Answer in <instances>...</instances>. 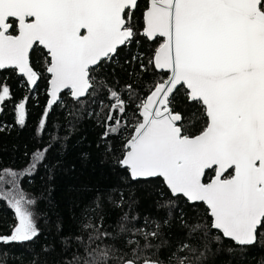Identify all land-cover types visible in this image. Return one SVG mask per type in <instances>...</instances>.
Returning a JSON list of instances; mask_svg holds the SVG:
<instances>
[{"label":"snow or ice","instance_id":"6c2138e0","mask_svg":"<svg viewBox=\"0 0 264 264\" xmlns=\"http://www.w3.org/2000/svg\"><path fill=\"white\" fill-rule=\"evenodd\" d=\"M128 52L124 64L139 72L121 84L115 69ZM7 72L30 94L47 82L37 136L70 97L76 107L67 115L95 117L105 155L126 173L121 179L148 186L162 213L141 216L138 201L119 188L98 193L81 234L61 237L64 251L77 245L64 264H207L225 241L229 253L264 246V0H0V73ZM12 99L0 76V113ZM28 101L13 105L20 127ZM110 138L120 142L118 154ZM51 146L21 171L0 169V184L11 186L0 200L15 216L0 245L40 237L37 200L19 180L43 165ZM105 201L127 207L115 226L104 223ZM176 225L184 235L173 247Z\"/></svg>","mask_w":264,"mask_h":264},{"label":"trees","instance_id":"16d2710c","mask_svg":"<svg viewBox=\"0 0 264 264\" xmlns=\"http://www.w3.org/2000/svg\"><path fill=\"white\" fill-rule=\"evenodd\" d=\"M157 46L155 43L148 44L150 49ZM131 55V52L121 53L120 63L123 67L115 69L121 84L133 83L135 76L129 77L128 73L139 72V65L133 68L124 64V60L131 59ZM107 71L110 74L111 67ZM0 76L7 80L13 91L12 101L5 102L4 111L0 113V169L21 171L29 164L32 153L49 143L52 145L43 165H39L33 175L21 179L22 190L37 200L35 207L40 214L42 233L33 242L0 245V260L4 264H32L34 259L37 264H64L66 260H71L77 245L70 241L71 247L64 251L61 237L81 234L79 225L82 214L90 206L94 207L92 202L98 193L106 194L114 188L124 190L126 198L132 197L138 201L135 211L141 216L162 215L156 210L155 198L149 195L151 189L148 186L133 185L129 188L121 179L126 173L115 164L112 156L105 155V142L100 139L103 128L97 125L95 117L90 118L86 111L81 112L78 120L68 116L67 109L76 105L70 97H66V107L54 108L49 114L46 132L37 136V125L48 99L47 82L39 83L30 94L27 85L23 88L19 86L20 78L15 73H0ZM150 78L148 74L143 75L145 81ZM25 96H29L28 118L26 125L20 127L15 123L13 105ZM69 120L73 121L74 126L69 125ZM53 137L59 139L53 140ZM110 139L118 154L120 142ZM115 198L118 200L119 196ZM182 206L189 216L195 215L186 205ZM103 207L106 226H115L127 210L126 206L114 208L107 201ZM14 223V210L6 201L0 200V233L7 234ZM57 224L61 226L59 231ZM183 235L178 225L173 227L170 241L173 247ZM45 245L54 250L43 252ZM229 246H232L231 242L225 241L224 249L210 256L207 264H264V246L258 244L232 253L226 250ZM216 247L213 245L214 251ZM169 251L161 249V257L166 258Z\"/></svg>","mask_w":264,"mask_h":264},{"label":"rangeland","instance_id":"374dc122","mask_svg":"<svg viewBox=\"0 0 264 264\" xmlns=\"http://www.w3.org/2000/svg\"><path fill=\"white\" fill-rule=\"evenodd\" d=\"M24 177V176H23ZM21 177L20 180H19V184H20V188H21V179L23 178ZM10 187L9 185H6V184H0V189L4 190L5 192L10 190ZM22 189V188H21ZM26 193V192H25ZM27 195L31 196V197H34L33 195H31L30 193H26Z\"/></svg>","mask_w":264,"mask_h":264},{"label":"water","instance_id":"95a60500","mask_svg":"<svg viewBox=\"0 0 264 264\" xmlns=\"http://www.w3.org/2000/svg\"><path fill=\"white\" fill-rule=\"evenodd\" d=\"M38 84H39V82H38ZM35 89H32V91H34Z\"/></svg>","mask_w":264,"mask_h":264}]
</instances>
